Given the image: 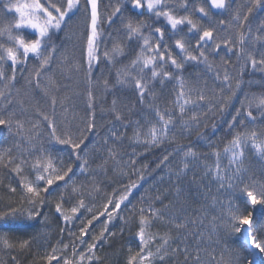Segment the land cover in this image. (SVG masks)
Instances as JSON below:
<instances>
[{"label": "snow or ice", "instance_id": "6c2138e0", "mask_svg": "<svg viewBox=\"0 0 264 264\" xmlns=\"http://www.w3.org/2000/svg\"><path fill=\"white\" fill-rule=\"evenodd\" d=\"M0 13V264H264V0Z\"/></svg>", "mask_w": 264, "mask_h": 264}, {"label": "trees", "instance_id": "16d2710c", "mask_svg": "<svg viewBox=\"0 0 264 264\" xmlns=\"http://www.w3.org/2000/svg\"><path fill=\"white\" fill-rule=\"evenodd\" d=\"M0 18H2V13H0ZM83 27L84 25L81 24L79 27H75L73 28V32L75 33V35L69 33L68 36L64 37V48L61 50L62 52L66 53L69 60L70 61H75V60H79L80 56H81V41H80V32L83 31ZM103 51V47L101 48V52ZM105 74H107V70L105 71ZM113 74H114V70H113ZM235 73H233L234 75ZM99 73H94V76H98ZM252 79V83L249 84L248 81ZM259 80V76L252 78L251 77V73L245 75L242 78V82L245 88V91H249V92H256L259 93L261 91L262 86L258 83ZM209 83L211 84V80H209ZM81 108V112L83 109V105H80ZM209 134H211V131L209 130ZM222 138V133H217V136L214 137L215 141H219ZM183 144L188 145L189 143L195 145L197 148H199L201 151H203V149L201 148V143L202 142H198L196 140V137L193 136L191 141L188 140H184L182 141ZM4 145H0V147H3ZM174 147V146H173ZM129 151H131V149H128ZM125 159L127 160V157H125ZM180 162V157L177 156L176 160L174 161V166L176 164H178ZM211 162V161H209ZM125 181H127V177L124 178ZM133 180L136 179L135 176L132 177ZM151 185L146 184L145 185V189L149 188ZM114 187H116L114 185ZM109 192H111V189H108ZM143 194V192L141 193ZM130 199H132V197H130ZM139 196H136L135 199H133V203L137 204V207H139ZM101 219H103V217H101ZM98 223V222H97ZM97 231H99V229H96ZM162 230V229H161ZM56 232H57V228H56V224L53 223V231L51 233L52 236V243L55 244L56 242ZM127 235V234H126ZM101 255H104V251H101L100 253ZM110 256V264H123V256L117 257L115 255H111V252L108 253Z\"/></svg>", "mask_w": 264, "mask_h": 264}, {"label": "rangeland", "instance_id": "374dc122", "mask_svg": "<svg viewBox=\"0 0 264 264\" xmlns=\"http://www.w3.org/2000/svg\"><path fill=\"white\" fill-rule=\"evenodd\" d=\"M225 163H226V161H225ZM87 238V237H86ZM53 264H55V262H53Z\"/></svg>", "mask_w": 264, "mask_h": 264}]
</instances>
